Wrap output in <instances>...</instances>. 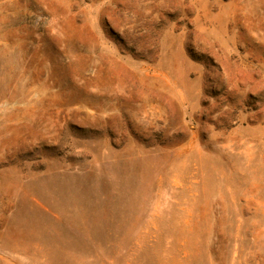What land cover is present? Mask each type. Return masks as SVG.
I'll return each instance as SVG.
<instances>
[{"label": "rangeland", "instance_id": "1", "mask_svg": "<svg viewBox=\"0 0 264 264\" xmlns=\"http://www.w3.org/2000/svg\"><path fill=\"white\" fill-rule=\"evenodd\" d=\"M0 264H264V0H0Z\"/></svg>", "mask_w": 264, "mask_h": 264}]
</instances>
